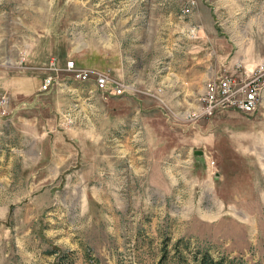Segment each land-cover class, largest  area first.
Listing matches in <instances>:
<instances>
[{"label": "rangeland", "instance_id": "1", "mask_svg": "<svg viewBox=\"0 0 264 264\" xmlns=\"http://www.w3.org/2000/svg\"><path fill=\"white\" fill-rule=\"evenodd\" d=\"M201 56L209 77L263 63L264 0H0L1 72L72 59L128 86L41 92L54 129L13 135L29 152L0 168V264H264V91L185 119Z\"/></svg>", "mask_w": 264, "mask_h": 264}, {"label": "built area", "instance_id": "2", "mask_svg": "<svg viewBox=\"0 0 264 264\" xmlns=\"http://www.w3.org/2000/svg\"><path fill=\"white\" fill-rule=\"evenodd\" d=\"M46 72L39 85V91H49L54 85H60V73H70L79 82L93 81L87 88L89 95L100 96L106 99L110 95H120L128 90L127 84L112 78L108 73L94 68L77 66L74 60L69 59L64 66L50 62L48 66L41 67ZM40 68V69H41ZM259 88H264V62L252 69L251 72L236 74L233 72H220L210 76L204 83L202 94L198 97L197 109L194 112L185 111L183 117L188 120H197L209 117L217 111L234 108L242 112H253L259 105ZM8 114V96H0V115ZM68 122L74 117H65Z\"/></svg>", "mask_w": 264, "mask_h": 264}, {"label": "crops", "instance_id": "3", "mask_svg": "<svg viewBox=\"0 0 264 264\" xmlns=\"http://www.w3.org/2000/svg\"><path fill=\"white\" fill-rule=\"evenodd\" d=\"M188 73L183 77L177 76L178 84H185L186 90H189L193 83L197 85L205 83L209 78L207 56L204 58L201 56L196 61L194 73H191V70ZM27 78L18 74H4L0 71V96L3 94L8 96V114L0 115V168L4 170H12V166L16 165L18 155H25L29 152V149L24 147L23 140L20 146L15 143L16 139L13 135L26 138L40 130L52 131L55 127V124L51 122L52 118L50 115L47 116V113L50 114L54 107L57 108L59 101H54L52 105L45 103L44 98L48 93L39 91L42 81L39 74L32 76L31 79ZM59 86L62 92L70 95L69 98L72 101L70 104L74 105L79 95L78 89L69 86L66 80H63Z\"/></svg>", "mask_w": 264, "mask_h": 264}, {"label": "bare ground", "instance_id": "4", "mask_svg": "<svg viewBox=\"0 0 264 264\" xmlns=\"http://www.w3.org/2000/svg\"><path fill=\"white\" fill-rule=\"evenodd\" d=\"M263 91H264V88H259V90H258V99L261 98V95H262Z\"/></svg>", "mask_w": 264, "mask_h": 264}, {"label": "trees", "instance_id": "5", "mask_svg": "<svg viewBox=\"0 0 264 264\" xmlns=\"http://www.w3.org/2000/svg\"><path fill=\"white\" fill-rule=\"evenodd\" d=\"M215 264H222V261H217Z\"/></svg>", "mask_w": 264, "mask_h": 264}]
</instances>
